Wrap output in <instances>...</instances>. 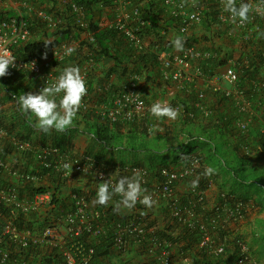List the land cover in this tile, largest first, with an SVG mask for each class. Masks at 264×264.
I'll return each instance as SVG.
<instances>
[{"label": "built area", "instance_id": "obj_1", "mask_svg": "<svg viewBox=\"0 0 264 264\" xmlns=\"http://www.w3.org/2000/svg\"><path fill=\"white\" fill-rule=\"evenodd\" d=\"M161 1L162 13L175 21L176 37H191L193 28L203 24L204 6L199 3L200 0ZM236 2L239 4L240 0ZM247 2L252 9L249 20L239 24L233 23L229 14L223 11L222 0H213L216 10L213 30L217 29L220 34L215 33L211 42L215 44L221 38L228 39L229 46L221 50L219 56L223 57L228 53L231 56L226 58L225 64L217 69V73L210 76L202 72L201 65L204 60L216 57V49L204 52L197 43L184 46L181 51L174 47L167 48L158 39L146 34L145 26L150 27V24L141 19L139 6L127 0H112L114 18L102 27H115L135 51L149 52L155 56L156 72L162 88L153 100L146 101L141 91V76L128 71L124 80L121 78L117 85L118 92L107 103L98 102L94 97L96 89L88 92V73L93 66L90 59L80 69L87 88L80 109L102 116L107 122H132L139 121L148 114L152 116L150 106L161 101L171 104L181 114L184 106L172 102L186 87L185 91H193L195 95L193 102H184L194 108L191 117L199 115L204 120L211 117L209 101L212 99L207 94H220L221 98L235 108L234 127L238 132H246L252 120L257 118L262 120L263 128L260 133H264V81L250 79L242 85L240 79L248 64V54L255 57V52H260L264 58V42L261 49L258 45V36L264 29V0ZM19 3L20 8L14 10L15 16L0 22V56H11L14 61L8 69L33 80V89L38 93L43 87L53 83L65 69H57L53 63H63L75 54L78 44L75 41L64 42L43 58L16 57L15 47L30 39L24 14L20 11L25 4L21 1ZM72 10L80 15L75 6H72ZM36 16L54 25L51 18L43 12H37ZM159 34L167 37L168 32L162 28ZM66 47H73L75 51L71 55H65ZM100 88L106 90L108 86ZM10 103L13 108L14 101ZM2 110L3 106L0 104V120ZM162 120L173 121L167 118ZM146 129L148 132L152 131L150 126ZM6 145L10 146L11 153L0 156V203L10 208L13 214L21 215L23 225L19 228L13 216L5 217L0 213V264H40L42 255L53 248L56 249L60 264H123L127 262L125 256L128 254H133L136 258L133 264H194L192 256L179 253L176 243L152 236V229L148 228L147 221L140 216L110 223L113 228V247L107 257L95 258L94 247L108 232L101 209L90 205L82 196L73 194L70 196L72 201L67 203L64 210L54 213L51 192L35 193L32 196L27 194L26 186L47 185L48 171L51 169L59 172L68 185L74 175L82 173H92L98 184L106 180L114 184L121 176L132 177L139 172L142 186L156 201L152 208L167 209V220L195 232L197 260L204 258L210 264H258L242 233L247 217L246 203L224 193L218 195L211 204L208 203L205 191L190 186L191 179L196 176L200 167L195 158L178 168L161 169L152 180L144 168L133 165L117 168V177L108 178L106 168L95 166L90 158L62 154L50 144L35 145L21 140L15 132H9L0 125V149ZM30 153L34 162L27 165L22 157ZM35 161L46 172L43 176L39 175L40 168ZM65 164L70 167L65 168ZM25 165L28 167L27 172L23 171ZM182 183L188 184L185 194L176 191L177 186ZM182 195L186 196L184 203L181 201ZM248 231L251 238L260 236L253 226H248ZM84 236L85 240L82 241ZM31 250L38 251L36 257L31 256Z\"/></svg>", "mask_w": 264, "mask_h": 264}, {"label": "trees", "instance_id": "obj_2", "mask_svg": "<svg viewBox=\"0 0 264 264\" xmlns=\"http://www.w3.org/2000/svg\"><path fill=\"white\" fill-rule=\"evenodd\" d=\"M21 1L25 4L21 8L24 14V21L29 31L30 39L24 43H20L14 49V53L18 58H26L27 56L45 57L50 50L64 42L75 41L78 48L71 57L63 63L54 62L53 66L57 69H64L68 66H81L91 59L92 63L108 59L112 62V68L107 73L101 76H95L93 73H88V92L91 93L93 80L98 84L99 89H96L95 99L98 102L107 103L109 99L118 92L119 87L108 85V88L101 89L102 83L109 80V77L117 74L135 72L145 79L144 86L141 88L143 94H152V99L158 94L162 88L156 72V58L152 53H138L134 50L132 44L123 36L120 30L115 27H102L96 22V17L101 10H108L114 14V5L112 0H13ZM133 5L139 6L141 11V19L149 22L150 27L145 26L146 34L151 38L155 37L167 48H172V41L176 38L175 21L166 17L162 13L161 0H127ZM204 6L203 15L204 23L208 27H212L216 23V10L213 0H200ZM72 6L79 9L80 15L72 10ZM43 12L51 18L54 25L48 24L47 21L37 18L36 13ZM15 14L9 10L0 9V22L14 17ZM114 15L109 18L111 21ZM162 28L166 29V33L172 35V39L160 36L159 32ZM92 39V41H89ZM207 38L204 39L206 41ZM184 46L194 45L198 41L195 38L188 37L183 39ZM211 42V39H209ZM264 29L258 36L259 48L263 46ZM217 50L215 58L204 60L201 65V70L205 75H213L217 73L219 67H223L227 57L219 56L221 48H213ZM255 57L247 55L248 64L241 73V84H245L248 80L264 81V58L260 52H255ZM253 57V58H252ZM256 61H254L255 59ZM129 69V70H128ZM119 74V76H120ZM94 86V84H93ZM182 91V94L175 96L172 103H180L183 105V112L172 122L165 124L162 119H156L149 114L132 122H107L105 118L92 113L88 110L80 109L78 115L81 116L84 123V132L89 136V148L81 155L82 158H90L95 166L105 167L107 176L116 178L118 169L126 165H133L139 168H144L148 172L150 179H155L159 171L163 168L174 167L178 168L188 164L191 158H195L200 167L196 172V176L191 179L199 181L195 187L201 191H205L209 184V179L218 178L220 188L218 195L224 193L233 196L234 199L240 200L243 203L247 202L246 197L236 196L237 189L248 187L256 189L258 201L264 198V168L258 166L257 157L264 156V133L258 135L257 144L248 136L250 125L246 132H238L234 127L236 118L235 108L231 107L220 94H210L207 96L210 100V109L212 115L204 120L201 116L196 115L191 117L193 106H187L184 102H193L195 95L193 91ZM264 92V89H262ZM36 92L33 89V80L26 75L7 69L4 76L0 77V104L3 106L7 102L14 101L13 113L16 118L23 120V125L29 128H35V117L31 114L24 113L17 104V98L22 94ZM147 101V100H146ZM150 101V100H149ZM34 119H32V117ZM251 124V123H250ZM0 125L13 132V125L5 124L1 118ZM151 127L152 131L148 132L147 127ZM67 131V130H66ZM77 131V129H76ZM66 132L58 136H52L51 139H46L44 136H38L33 142L28 135H23L21 131L16 135L19 139L31 142L35 145L50 144L58 148L59 152L66 155H75L73 152V137ZM248 136V137H247ZM97 149V150H96ZM96 150V151H95ZM11 153L10 146L6 145L0 149V156ZM109 153L120 154L124 158L123 161L114 162L113 159L106 157ZM77 156V154H76ZM133 158L134 161L128 163V158ZM216 158V161L213 159ZM22 160L27 165L34 162L32 153L26 154ZM36 162V166L40 165ZM25 165L24 172H27L28 167ZM206 166H212L219 172L211 176H206L204 170ZM30 173H33L31 171ZM46 172L39 169V175H44ZM82 175V174H80ZM226 178L230 183L227 186ZM47 185L41 184L37 186H26L29 196L35 193L49 191L52 194L54 204V213L63 211L67 203L72 201L71 195L82 196L90 205L97 207L103 211L104 219L107 222L106 235L101 237L99 243L94 247V257L105 258L108 256L110 249L113 247V228L110 223L123 222L135 216H140L147 221L148 228L152 230V236L159 239H167L172 243H176L178 251L181 255H190L193 257L194 264H210L206 259L197 260L198 255L195 254L194 245L196 237L194 231H189L181 228L179 225L167 220V209H157L154 214L156 217L151 218L153 208L146 209L143 205L137 204L133 209H123L126 213H121V209H117L114 205L118 202V197H113L107 205H99L95 202L96 189L90 191L83 190L77 187L70 189L65 178L60 176V173L51 169L48 171ZM186 184V191L188 184ZM191 186V184H190ZM98 187L95 183L94 188ZM228 188V191L226 188ZM177 191V189H176ZM186 191L178 193L185 194ZM227 191V192H226ZM182 203L186 196H180ZM0 213L5 216H13L14 221L18 223V227H22L23 217L15 215L10 208L5 207L0 203ZM145 215V216H144ZM162 221V222H161ZM162 223V225H161ZM264 236L259 238L263 240ZM85 240V236L82 241ZM264 241V240H263ZM138 249V248H134ZM139 250V249H138ZM31 256L38 254L37 250H31ZM139 252V251H138ZM137 253V252H136ZM26 257H30L29 255ZM197 257V258H196ZM12 258V257H11ZM40 264H60L59 256L56 249L46 252L42 255ZM95 264V263H94ZM123 264H128L127 262ZM153 264V263H148Z\"/></svg>", "mask_w": 264, "mask_h": 264}, {"label": "clouds", "instance_id": "obj_3", "mask_svg": "<svg viewBox=\"0 0 264 264\" xmlns=\"http://www.w3.org/2000/svg\"><path fill=\"white\" fill-rule=\"evenodd\" d=\"M222 6L223 11L229 14L233 23L244 24L249 20L252 9L247 0L246 2L240 0L239 4L236 0H222ZM172 46L177 51L183 50V38L177 36L172 41ZM74 51L73 47H66L64 54L71 55ZM13 61L11 56H0V77L6 74ZM86 93V81L79 66H68L53 83L43 87L38 93L20 95L17 98V104L24 113L35 117L36 125L40 131L45 133L51 130L65 131L73 125L77 118L82 98ZM149 111L158 120L163 118L175 120L179 115L177 108L161 101L152 103ZM64 167L68 168L70 165L65 164ZM214 172L215 168L212 166H207L204 170L206 176H211ZM198 183V179L193 180L191 186L195 188ZM113 197H119L118 202L114 205L117 209L131 210L137 203L146 209H151L156 203L142 186V177L139 172H136L132 177L121 176L114 184L107 180L98 184L95 192L97 204L107 205L113 200Z\"/></svg>", "mask_w": 264, "mask_h": 264}, {"label": "crops", "instance_id": "obj_4", "mask_svg": "<svg viewBox=\"0 0 264 264\" xmlns=\"http://www.w3.org/2000/svg\"><path fill=\"white\" fill-rule=\"evenodd\" d=\"M14 10H12V12L14 13ZM114 14L106 9L101 10L99 12V14L97 15L96 22L98 23L99 26H103L104 24L107 23V21H109V18H111ZM169 35V33H168ZM172 37V35H169V38ZM172 39V38H170ZM82 66V64H81ZM81 66L79 67L81 69ZM112 68V62L108 59H102L99 60L97 62H95L93 64V66H91V69L89 71H91L90 73H93L95 76H101V74H105L108 72V70H110ZM120 71L118 70L117 74H114L112 76L109 77V80L105 83H102L101 86H108V84L110 85H115L120 83V77H119ZM115 77V78H114ZM94 84V86H93ZM100 86V87H101ZM91 87H93L92 91L94 89H97L99 86L97 84L96 86V82L95 80H93ZM57 100H59V98L57 97ZM2 119L4 120L5 124H11L13 125V132L17 133L19 131H21V133L23 135H28L30 137V139L34 142L36 141V139L38 138V136H44L46 139H51L52 140V136H58L59 134H63L67 131L68 135L72 136V144H73V152H85L88 148H89V143H90V138L89 136L84 132V123L82 122V118L80 115L77 114V118L74 120L73 125L69 128H67L65 131H56V130H51L50 132H43L40 131L38 126L36 125L35 128H29L28 126H24L23 125V120L16 118L14 113H13V108L11 107V103L7 102L6 104L3 105V110H2ZM32 119H34L32 117ZM165 124H168V122H165ZM263 128V123L261 119H257L254 118L250 124V129H249V137L250 139H252L254 141V144H257V139H259L258 135H260V131ZM77 129V131H76ZM83 133V134H82ZM87 136V142L86 144H83L82 137L84 139V136ZM247 136V137H248ZM49 144V143H48ZM97 150V149H96ZM95 150V151H96ZM259 161H256L258 166L261 168H264V156H259L257 157V159H259ZM109 157H106V160H108ZM134 161L133 158H128V163H132ZM207 167V166H206ZM217 168V167H216ZM215 168V173H218L219 171ZM227 182V186H229L230 182L228 178H226L225 180ZM69 186V185H68ZM75 187L82 189V177L78 178V182L75 185ZM220 184L218 181V178H213L209 179V184L207 185V188L205 189V196H206V200L208 203H212L213 201H215L217 199L218 196V192H219V188H220ZM228 188H226V190L228 191ZM97 189V188H93ZM177 191L179 192H184L186 191V184L182 183L179 184L177 186ZM92 190V189H91ZM226 191V192H227ZM178 193V192H177ZM236 196H240L243 198L246 197L247 202V217L245 220V224L242 227V233L245 235V240L247 243L251 244L252 246L255 245V247L258 249V251L256 252L257 255L253 254V257L255 258V260L258 262V264H264V237L263 240L261 238H251L249 231H248V226H253L255 228V230L262 236H264V198H260L261 203H256V201H258V196L257 194H251L245 190H243V188H239L237 189ZM264 195V194H263ZM157 211L156 208L153 209L151 218L156 217L157 214L155 213ZM158 212V211H157ZM121 213H126L125 211H123V209H121ZM145 216V215H144Z\"/></svg>", "mask_w": 264, "mask_h": 264}, {"label": "rangeland", "instance_id": "obj_5", "mask_svg": "<svg viewBox=\"0 0 264 264\" xmlns=\"http://www.w3.org/2000/svg\"><path fill=\"white\" fill-rule=\"evenodd\" d=\"M19 8H20L19 1H13V0H4V1L1 0L0 1V9L12 11L13 9L16 10ZM213 27H214V25L208 29V27L203 22V24H201L200 26H196L195 28H193L191 36H192V38L197 39V41H198L197 45L201 51L209 52V51L213 50L214 47L215 48H221V49L225 50L229 46L230 41L226 38H224V39L221 38L215 44H213L212 42H209V39H211V37L214 36L215 33L217 35L220 34V32H218L217 29L213 30ZM205 38H207L206 41H204ZM119 77H120V79L122 78V80H124L125 73L122 72ZM144 82H145L144 77L141 76V82L140 83H141L142 87L144 86V84H143ZM144 96H145V100H147V101L151 100L153 97L152 94L151 95L144 94ZM82 136H84V139L82 137V140H84L82 143V145H83V144H86V142H87V136H85V135H82ZM83 153L84 152H82V153L76 152L75 154H77V156H81ZM107 157L113 159L114 162H120V161L124 160V158L122 156H120V154H116V153L115 154L109 153L107 155ZM216 160H217L216 158L213 159V161H216ZM80 177H82V189L83 190L90 191L91 189L94 188L96 182L93 178L92 173H82V175H74L73 176L72 180L69 183L70 189L75 187V185L78 182V178H80ZM246 191L251 193V194L252 193L253 194L258 193L256 191V189H253V187H248V189ZM248 246L250 248L251 255L252 256H253V254L257 255L256 252L258 251V249L255 247V245L252 246L251 244L248 243ZM252 252H253V254H252ZM125 257H126V261L129 262V264H133V262H134L133 260H136V258L134 257L133 254H128V256L126 255Z\"/></svg>", "mask_w": 264, "mask_h": 264}]
</instances>
